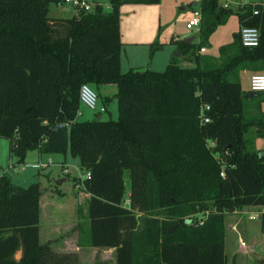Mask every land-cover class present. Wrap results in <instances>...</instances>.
<instances>
[{"label": "trees", "instance_id": "obj_1", "mask_svg": "<svg viewBox=\"0 0 264 264\" xmlns=\"http://www.w3.org/2000/svg\"><path fill=\"white\" fill-rule=\"evenodd\" d=\"M60 1L0 0V137L9 154L16 162L31 149L78 158L88 244L113 247L115 264H227L226 212L262 206L264 230V150L249 149L245 137L252 125L264 135V96L254 114L245 109L263 90L243 89L238 75L264 66V0L236 8L199 0L198 42L177 43L191 65L173 57L162 70L126 71L119 5L160 0H108L107 11L95 3L49 18L48 3ZM232 13L259 28L258 44L243 45L238 29L218 57L200 52ZM160 45L150 43L149 57ZM82 82L114 85L99 95L104 111L115 98L114 118H77ZM39 196L37 181L22 186L0 173V264H77L75 253L39 241Z\"/></svg>", "mask_w": 264, "mask_h": 264}, {"label": "rangeland", "instance_id": "obj_2", "mask_svg": "<svg viewBox=\"0 0 264 264\" xmlns=\"http://www.w3.org/2000/svg\"><path fill=\"white\" fill-rule=\"evenodd\" d=\"M91 1L94 4L95 3L100 4L103 10L105 11L108 10V0H91ZM194 1L197 0H161L159 3L157 2L154 4H147V5H151L152 7V11L154 12L156 17V23L158 25L159 31L161 32V37H163L164 40L165 39L169 40L175 32H178L181 35L183 34L194 35L195 36L194 42H198L199 26L196 25H193L192 27L186 26L187 20L189 19V17L192 16V10L197 7V4H194ZM222 1L223 0H219V3L224 6H230L232 8L236 7L232 4L230 5L229 1L227 3L225 2L223 3ZM191 6H196V7L191 9ZM130 7H131V3L125 2L122 5V8H120V12H122L123 19L129 16L128 14L130 12ZM74 10H75L74 6H72L68 2L61 0L59 3L49 2L47 14L49 16H69ZM238 28H239V21L237 14L232 13L229 15L228 19L225 22L220 23L217 26V28L211 33V35L209 36V40L206 44L207 46L206 51L204 53H208L218 57L219 55L218 46L220 44L232 41L233 33L234 31H237ZM178 50L179 48H176L174 54H177ZM183 55L184 53L179 51V54L175 56L177 57L179 64L182 66L191 65L193 62L184 59ZM218 60H220V58H218ZM154 66L155 68L158 69L160 68L162 69L164 67L163 65H159V64H155ZM262 71H264V66L262 64L250 65L249 67L246 68V70L240 69L238 71V75L241 84L244 87L248 88V76L254 72H262ZM112 89H114V85L111 84H107L103 86L99 85L97 88L94 89L95 92L99 93L97 94L96 106L100 105L99 95L110 94ZM256 98L257 97L251 99L249 97L245 100V107H246L245 109L247 115H251L256 112V102H257ZM106 106H107V110L100 111L99 112L100 116L102 118H105L108 115L111 117H115L116 116L115 100L114 99L109 100ZM79 110L80 113L77 114V118L80 120L92 118L94 116L95 111H93V109H89L85 107L82 104H79ZM255 129H256L255 126L252 125L245 132L248 148L251 150H264V135L257 134ZM32 150L33 151L29 152L28 154L29 157H33L37 154V150L35 149ZM47 154L55 159L58 158L62 159L63 157V154L58 152H51ZM43 156H46V154H43ZM64 158H65V164H66L65 166L67 172L65 171L62 172L58 165H54L51 163L48 165V169H50V179L48 180V183H46V186L42 189V193L44 194L42 196V199H44L45 202L48 204L62 203L66 207V213L69 216L72 212V207L75 202L74 198H77V195L82 191L80 188L79 178L84 176V173L81 172L79 168L76 166V162H77L76 157H73L67 153L64 155ZM9 161L14 163V166L16 165L17 167H14L11 164L8 165ZM21 166H24L25 170L24 169L22 170L20 168ZM37 168H39V166ZM30 171L31 173H33L32 178L24 179V177L28 178L30 176L29 173ZM36 171H37L36 167L31 166L29 163L16 164L14 160V156L9 154L7 139L4 137H0V173L5 172L9 176L12 182L22 186H25L30 182H34V181L38 182L39 180L41 181V184L42 182L44 183L45 179L42 178L43 176L41 174H37ZM20 173L23 176V178L22 176L19 175ZM19 176L21 178H18ZM124 179H125L126 189H125L123 202L124 204L128 205L129 178L126 172L124 174ZM76 201L79 204V206L81 205L80 217L86 219V215H83L81 213L82 205L84 204L85 201L83 196H80V198ZM197 216L201 217L202 213H197ZM245 217L246 216L241 214V212L235 213L233 211L226 212L224 215L225 229H226L225 236L228 241V245H226L225 248V252H227V264H233V263L234 264H250V263L264 264V247L262 249L257 248L256 250H252L251 247L247 245V243L250 244L251 242V241L249 242V240H246V249H247L246 256H244L240 251L234 252L235 247H241L240 249H243L245 248V246L243 241L242 243H240L241 241L239 243H234V241L232 240L229 234V229L233 223ZM82 221L83 220H80V222ZM258 221H259L258 219L255 220V222L259 223ZM255 232L256 229H254L253 233L255 234ZM260 233H262L261 235L264 236V230H260ZM38 239L39 241H43L42 237L39 236V231H38ZM73 253H75L76 255L77 264H115L114 251L110 252L106 250L105 247H99L98 249L92 252L84 250V252L80 253L81 259H80V255L78 256L77 252H73ZM18 254L19 251L15 253V256L17 257Z\"/></svg>", "mask_w": 264, "mask_h": 264}, {"label": "crops", "instance_id": "obj_3", "mask_svg": "<svg viewBox=\"0 0 264 264\" xmlns=\"http://www.w3.org/2000/svg\"><path fill=\"white\" fill-rule=\"evenodd\" d=\"M198 1L199 0L194 1V4H197V7H198ZM228 1L230 2V5L232 4L237 7L238 5H241L244 3H253L259 0H223L222 2L227 3ZM130 3H131V7H130V12L128 14L129 16L125 19H123L122 12H120V8H122V5L124 3L119 5L118 27H119V39H120V42H122V45H120V50H119V69L120 71H126L130 68L143 70L147 67L151 69H155V70H162L173 57L179 54L180 48L177 47V43L179 39H183L184 37H187V36H192L193 38L191 41L194 42V39H195L194 35H184V34L181 35L178 32H175L169 40H166V39L164 40V38L161 37V32L159 31L158 25L156 23V17H155L154 12L152 11V7L151 5H147V4H154V3H135V2H130ZM109 6L110 5L108 1V9H109ZM194 7L196 6H191V9H193ZM102 11H105V10L102 9ZM75 12H76V9L71 13V15ZM47 16L49 18L68 17V16H49L48 14ZM156 38L159 39V42L161 45L158 49L154 51L152 57H149L150 43L154 41ZM206 47H207L206 45L202 46L201 48L203 49L200 48L199 51L204 53L206 51ZM176 48H179V50L177 54H174V51ZM183 57L187 61H190L188 59L187 54H184ZM155 64L163 65L164 67L162 66L163 67L162 69L161 68L158 69V68H155L154 66ZM243 70H246V68ZM101 85L103 86L107 84H101ZM242 87L243 89H248L247 87H244L243 85ZM113 90L114 89H112V91ZM261 92L255 96L250 97L251 99L254 97H257L256 98V101H257L256 111H257L258 100L264 96V91H261ZM113 99L115 100V98H112V100ZM100 104H101V101H100ZM115 104H116V101H115ZM259 104H260L261 111L264 112V99L260 100ZM95 114H96V117H97V114L100 116L98 112H94V115ZM87 119H90V118H87ZM32 151H33L32 149L26 151L23 162L15 161V163L16 164H22V163L28 164L29 163L31 166L36 167L37 174H41L43 176L42 178L45 179L44 183L42 182V184L40 180L38 181L39 188H40L38 231H39V236L42 237L43 239V241H40V242L48 243L49 246L53 250L58 251V252H77L78 256L80 255V259H81L80 253L84 252V250L92 252L98 249L99 247H105V249L110 252L114 251L113 247L95 246V245L88 244L89 234H88V216H87V199H88L87 192L81 191V193L78 194L79 196L77 195V198H74L75 202L72 207V212L69 216L66 213V207L62 203L61 204L60 203L59 204L58 203L48 204L45 202L44 199H42V196L44 195L42 193V189L46 186V183H48V180L50 179V169H48V165L50 163L54 165H58L62 172L63 171L67 172V169L65 166L66 164H65L64 155L67 154L68 152L63 154L62 159H59V158L55 159V158L50 157V155L47 154L51 152H39L38 150L35 156L29 157L28 154L29 152H32ZM43 154H46V156H43ZM14 160H15V157H14ZM9 164L14 166V163L10 161L8 165ZM38 166L39 168H37ZM76 166L78 167V158H77ZM14 167H17V166L15 165ZM20 168L22 170L23 169L25 170L24 166H21ZM29 173H30V176H29L30 178L27 176L28 178L24 177V179L32 178L33 173H31V171ZM19 175L22 176L21 173ZM20 176L18 178H21ZM80 196H83L85 200L84 204L82 205L81 213L83 215H86V219H83L80 217L81 215L80 206L81 205L79 206V204L76 201L80 198ZM259 208H262V206L249 205V206H244L242 209L258 210ZM256 219L259 220L258 221L259 223L255 222ZM80 220H83V221L80 222ZM235 225H236L235 229L232 228V226L230 227L229 234L232 240L234 241V243H239L240 242L239 239H241L244 242L245 248L240 249L241 247H235L234 252L240 251L244 256H246V253H247L246 240H249V242L251 241L250 244L247 243V245L250 246L252 250H256L257 248L262 249L264 247V238H263L264 236H262L261 235L262 233H260V230H262L260 216L257 218H253V219H250L246 216L245 218L239 219V221L235 222ZM254 229H256L255 234L253 233ZM243 237H244V240H243ZM226 245H228V241L225 236V248H226Z\"/></svg>", "mask_w": 264, "mask_h": 264}, {"label": "built area", "instance_id": "obj_4", "mask_svg": "<svg viewBox=\"0 0 264 264\" xmlns=\"http://www.w3.org/2000/svg\"><path fill=\"white\" fill-rule=\"evenodd\" d=\"M65 2H68L74 8L77 9H83V10H91L94 6V3L91 0H63ZM259 9L258 7L252 8V13L256 14L258 13ZM201 21V10L199 7H196L192 10V16L187 20L186 26L192 27L193 25L199 26ZM239 34H240V41L243 45L247 46H253L257 45L259 42V28L257 26L252 25H240L239 27ZM203 49V48H201ZM248 89L251 90H263L264 91V71L262 72H254L248 76ZM78 99L79 103L84 105L85 107L89 109H93L95 112H100L104 110V107L102 104L99 106H96V99L97 94L95 90L86 82L80 83L78 87ZM209 105L207 103L202 104V110L208 108ZM80 110L78 109L76 111V114H79ZM202 121H207L209 117L202 112ZM225 170L222 168L220 170V175L224 176ZM233 212L239 213L245 215L248 218H255L258 217L262 211L261 210H245V209H234ZM199 219L200 217L197 216ZM232 228L235 229L236 225L233 223ZM239 241L242 242L241 239Z\"/></svg>", "mask_w": 264, "mask_h": 264}, {"label": "water", "instance_id": "obj_5", "mask_svg": "<svg viewBox=\"0 0 264 264\" xmlns=\"http://www.w3.org/2000/svg\"><path fill=\"white\" fill-rule=\"evenodd\" d=\"M192 36H187V37H184L183 39L186 41V42H190L191 40H192ZM178 53V52H177ZM99 115L97 114V117H98ZM170 229H172V227H170Z\"/></svg>", "mask_w": 264, "mask_h": 264}]
</instances>
